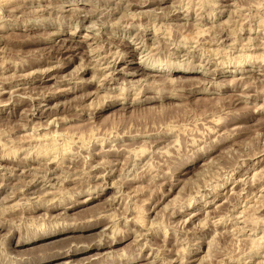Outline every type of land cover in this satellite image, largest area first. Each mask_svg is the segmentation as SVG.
<instances>
[{
  "label": "rangeland",
  "instance_id": "obj_1",
  "mask_svg": "<svg viewBox=\"0 0 264 264\" xmlns=\"http://www.w3.org/2000/svg\"><path fill=\"white\" fill-rule=\"evenodd\" d=\"M149 1L0 0V264H264V0Z\"/></svg>",
  "mask_w": 264,
  "mask_h": 264
},
{
  "label": "bare ground",
  "instance_id": "obj_2",
  "mask_svg": "<svg viewBox=\"0 0 264 264\" xmlns=\"http://www.w3.org/2000/svg\"><path fill=\"white\" fill-rule=\"evenodd\" d=\"M7 1H8V0H7ZM10 1H11V0H10ZM14 1H15V0H14ZM129 1H130V0H129ZM133 1H134V0H133ZM213 1H214V0H213ZM221 1H225V0H220V1L217 0V2H221ZM131 2H132V1H131ZM131 2H130V3H131ZM147 2H148V0H147ZM149 2H150V3H155V2L152 1V0L149 1ZM206 2H207V1H206ZM49 3H50V2H49ZM132 3H134V2H132ZM137 3H138V1H137ZM142 3H143V2H142ZM144 3L146 4V2H144ZM144 3H143V4H144ZM221 3H222V2H221ZM240 3H242V2H240ZM156 4H158V3H156ZM159 4H160V3H159ZM188 4H189V3H188ZM76 5H77L76 10L84 11V10L86 9L85 6H81V5H78V4H76ZM131 5H133V4H131ZM140 5H141V4H140ZM150 5H151V4H150ZM200 5H201V4H200ZM243 5H244V4H243ZM133 6H135V5H133ZM154 7H155V6H154ZM187 7H188V8L186 9V12H188V13H193V10H192V9H193V8H192L193 5H189V6H187ZM205 7H206V6H205V4L203 3L201 6L198 7V9H200V10L202 11V13H203V12L205 13V11H206V10H205ZM217 7H218V6H217ZM158 8H159V7H158ZM213 8H216V7H214V4L212 5V7H211L210 9H213ZM135 9H136V8H135ZM210 9H209V10H210ZM195 11H196V10H194V12H195ZM197 11H198V10H197ZM213 11H214V10H213ZM210 12H211V11H210ZM211 13H212V12H211ZM211 13H210V15H211ZM76 14H77V13H76ZM138 14H140V13H138ZM177 15H178L177 18H179V17H180V16H179V13H178ZM194 15H195V14H194ZM199 15H200L199 18L201 19L203 15H202V14H199ZM234 16H235V15H234ZM131 18H132V17H131ZM197 18H198V17H197ZM197 18H196V19H197ZM245 18H246V17H245ZM243 19H244V18H243ZM206 20H207V19H206ZM195 21H196V20H195ZM230 21H231V20H230ZM201 22H202V21H201ZM198 23H199V22H198ZM25 24H26V23H25ZM142 24H143V23H142ZM183 25H185V24H183ZM231 25H232V24H231ZM237 25H238V24H237ZM240 25H241V24H240ZM227 26H229V25H227ZM232 26H233V25H232ZM243 26H244V25H243ZM243 26H242V28H239L240 30H239V29H236V30H235V29L233 28L235 31L232 30V31H231V34H232L233 31H234V32H233V36H234V33H235V34H240L241 31H246L245 28L243 29ZM248 26H249V25H248ZM250 26H251V24H250ZM172 27H173V26H172ZM186 27H187V26H186ZM195 27H196V26H195ZM236 27H237V26H236ZM236 27H235V28H236ZM239 27H240V26H239ZM133 28H134V27H133ZM184 28H185V27L183 26L182 30H183ZM192 28H193V27H192ZM215 28H216V27H215ZM237 28H238V27H237ZM250 28H251V27H250ZM116 29H118V28H116ZM135 29H136V28H135ZM143 29H144V28H143ZM143 29H142V31L144 32ZM178 29H179V28H178ZM178 29H177V30H178ZM180 29H181V28H180ZM187 29H188V28H187ZM199 29H200V28H199ZM207 29H208V28H206V30H207ZM212 29H214V28H212ZM218 29H219V28H218V26H217V29H216V30H218ZM242 29H243V30H242ZM251 29H252V28H251ZM261 29H264V28L262 27ZM118 30H119V29H118ZM191 30H192V29H190V31H191ZM208 30H209V29H208ZM214 30H215V29H214ZM219 30H220V29H219ZM226 30H228V29L226 28ZM248 30L250 31V29H248ZM254 30H255V29H254ZM187 31H188V30H187ZM190 31H189V32H190ZM201 31H205V30H202V29H201ZM201 31H200L199 33H201ZM224 31H225V29H224ZM174 32H175V31H174ZM176 32H177V31H176ZM184 32L187 34L186 31H184ZM184 32H181V33H184ZM191 32H192V31H191ZM206 32H207V31H206ZM212 32H213V31H212ZM222 32H223V30L221 31V35L225 33V32H223V33H222ZM237 32H238V33H237ZM259 32L261 33V30H260ZM154 33H155V32H154ZM171 33H172V32H171ZM178 33L181 34L180 32H178ZM192 33H193V32H192ZM194 33H196V32H194ZM202 33H203V32H202ZM218 33H220V32L218 31ZM226 33H227V31H226ZM142 34H143V33H142ZM168 34H169V33H168ZM173 34H175V33H173ZM179 34H177V35H179ZM208 34L210 35L209 32H208ZM229 34H230V33H229ZM231 34H230V35H231ZM137 35H138V34H137ZM177 35H176V36H177ZM187 35H189V34H187ZM197 35H198V34H197ZM205 35H206V34H205ZM205 35H201L202 38H203ZM221 35H220V34H217V35H216V34L214 33V35L212 36V34H211L212 37H211V38L209 37L208 39H210V40L212 41V42H210V43H212L213 45L216 46V43H217V41H218V38H217V37H220ZM240 35H241V34H240ZM138 36H139V35H138ZM153 36H154V35H153ZM172 36H173V35H172ZM185 36H186V35H185ZM190 36H191V35H190ZM194 36H195V34H194ZM194 36H193V37H194ZM198 36L201 38L200 35H198ZM233 36H232V37H233ZM99 37H100V36H99ZM109 37H111V36H109ZM139 37H140V36H139ZM142 37H143V36H142ZM155 37H157V36H155ZM174 37H175V36H174ZM181 37H182V36H181ZM183 37H184V34H183ZM193 37H184L183 39L181 38L182 40L180 39V42H183L184 44H185V43L187 44L188 42H190V41L192 40L191 42H193V44H196L197 41H198L200 38L198 37V40H196V37H194V38H193ZM207 37H208V36H207ZM221 37H222V36H221ZM236 37H238V36H236ZM107 38H108V37H107ZM107 38H106V39H107ZM136 38H137V37H136ZM158 38H160V37H158ZM169 38H171V37H169ZM179 38H180V35H179ZM179 38H178V39H179ZM226 38H228V36H227ZM67 39H68V38H67ZM101 39H104V38H101ZM110 39H111V38H110ZM112 39H113V38H112ZM172 39H173V38H172ZM172 39H171V41H172ZM203 39H204V38H203ZM206 39H207V38H206ZM206 39H205V40H206ZM75 40H76V39H75ZM115 40H116V39H115ZM115 40H114V41H115ZM118 40H119V39H118ZM120 40H121V39H120ZM200 40H201V39H200ZM205 40H204V41H205ZM67 41H68V40H67ZM110 41H111V40H110ZM110 41H109V42H110ZM178 41H179V40H178ZM206 41H209V40H206ZM206 41H205V42H206ZM112 42H113V41H112ZM119 42H120V41H119ZM159 42H160V41H159ZM159 42H157V43L159 44ZM164 42H165V41H163V43H164ZM172 42H173V41H172ZM191 42H190V43H191ZM199 42H200V41H199ZM202 42H203V40H202ZM263 42H264V41H263ZM68 43H69V42H68ZM124 43H125V42H124ZM166 43H167V42H166ZM208 43H209V42H207V43H202V44H208ZM210 43H209V44H210ZM255 43H256V42H255ZM113 44H114V43H113ZM160 44H161V42H160ZM160 44H159V45H160ZM212 44H211V46H212ZM247 44H248V43H247ZM119 45H120V43H119ZM122 45H123V44H122ZM124 45H126V44H124ZM144 45H146V43H145ZM161 45H162V44H161ZM197 45L199 46V44H197ZM200 45H201V44H200ZM222 45H223V44H222ZM257 45H258V44H257ZM257 45H256V46H257ZM117 46H118V44H117ZM126 46L130 49V44H127ZM146 46H147V45H146ZM201 46H202V45H201ZM217 46H218V45H217ZM219 46H220V45H219ZM223 46H224V45H223ZM245 46H246V45H245ZM252 46H254L253 43H252ZM77 47H78V45H77ZM163 47H164V46H163ZM189 47H190V46H189ZM196 47H197V46H196ZM207 47H210V46H207ZM221 47H222V46H221ZM248 47H249V46H247V48H248ZM250 47H251V46H250ZM262 47H263V46H262ZM67 48H68V47H67ZM74 48H75V47H74ZM121 48H123V47H121ZM157 48H158V47H157ZM203 48H205V46H204ZM217 48H219V47H217ZM217 48H216V49H217ZM256 48H257V47L254 46V49H256ZM259 48H260V47H259ZM152 49H153V48H152ZM159 49H161V48L159 47ZM167 49H168V47H167ZM210 49H211V48H210ZM216 49H215V50H216ZM127 50H128V49H127ZM127 50H125V51H127ZM181 50H183V49H181ZM187 50H188V49H187ZM187 50H186V51H187ZM204 50H205V51L207 50L206 53H208V52L211 51V50H208V49H206V48L203 49V52H204ZM217 50H218V49H217ZM250 50H251V49H250ZM155 51H156V50H155ZM157 51H158V50H157ZM165 51H167V50H165ZM170 51H171V50H170ZM184 51H185V50H184ZM213 51H214V50H213ZM213 51L210 53V55H208V56H206V57L204 58V61L207 60V65H208V64H212V65L215 64V63H214V64H213V63H210V59H211V57L213 56L212 53H214V54L216 53V52H213ZM237 51H238V50H237ZM247 51H248V50H246V49L244 50V52H247ZM60 52H61V51H60ZM135 52H136V50H134V49L129 50V52H128V53H129V57H133V56L135 55ZM163 53H164V52H163ZM171 53H172V52H171ZM185 53H186V52H185ZM253 53H254V52H253ZM253 53H252V54H253ZM153 54H154V53H153ZM155 54H156V53H155ZM166 54H167V53H166ZM172 54H173V53H172ZM202 54H203V53H202ZM219 54H221V53H217V54H215V55L218 56ZM224 54H225V53H224ZM119 55H120V54H119ZM187 55L191 56L190 53H189V54L187 53ZM204 55H205V54H204ZM250 55H251V54H250ZM250 55H249V56H250ZM111 56H112V55H111ZM111 56H110V57H111ZM113 56H114V55H113ZM122 56H123V55H122ZM223 56H224V55H223ZM229 56H230V55H229ZM192 57H194V56H192ZM225 57H226V55H225ZM245 57H246V56H245ZM101 58H102V57H101ZM103 58H104V57H103ZM111 58H112V57H111ZM116 58H117V57H116ZM122 58H123V57H122ZM190 58H191V57H190ZM212 58H213V57H212ZM222 58H223V57H222ZM257 58H258L257 56H254V57L250 56V57H249V61H248V63L251 64V66H252L255 70H256V69H257V70L260 69V71H263V72H264V59H261V58H260V60L258 61ZM262 58H263V57H262ZM109 59H110V58H109ZM193 59H194V58H193ZM244 59H245V58L243 57L242 59H240V61L236 60V61H234V62H237V61H238V62H241L242 60L244 61ZM100 60H101V59H100ZM222 60H223V59H222ZM233 60H234V59H233ZM202 61H203V60H202ZM106 62H107V61H106ZM168 62H169V61H168ZM187 62H188V61H187ZM205 62H206V61H205ZM212 62H213V61H212ZM215 62H216V61H215ZM222 62H223V61H222ZM222 62H221V63H222ZM228 62H229V61H228ZM98 64H99V63H98ZM109 64H110V63H109ZM114 64H115V63H114ZM114 64H113V65H114ZM222 64H223V63H222ZM224 64H225V63H224ZM63 65H65V64H63ZM67 65H68V64H67ZM215 65L217 66V64H215ZM65 66H66V65H65ZM98 66H99V65H98ZM187 66H190V64H187ZM60 67H61V66H60ZM114 67H115V66H114ZM203 67H204V66H203ZM207 67H208V66H207ZM115 68H116V67H115ZM127 68H128V67H127ZM124 69H126V68H124ZM210 69H211V68H210ZM219 69H220V68H219ZM108 70H109V69H108ZM113 70H114V69H112V71H113ZM115 70H117V69H115ZM131 70H132V69H131ZM141 70H142V69L139 68V66H138V67H135V68L133 69V72H132L131 74H129V75H130V76L136 75V74H138L139 71L141 72ZM212 70H213V69H212ZM212 70H210V72H209L208 70H206V71L204 72V75H205V76H206V75H209V74H210V75H215V73H211ZM222 70H223V69H222ZM222 70H221V71H222ZM98 71H99V70H98ZM101 71H102V70H101ZM126 71H127V70H126ZM126 71H125V72H126ZM207 71H208L209 73H208ZM214 71L216 72V70H214ZM217 71H218V70H217ZM128 72H130V71H128ZM128 72H127V73H128ZM182 72H189V73H190L191 70H186V69H184ZM222 72H223V71H222ZM164 73H165V70L162 71V74H163V75H157V77H162V76H164ZM166 73H168V71H167ZM191 73H192V72H191ZM220 73H221V72H220ZM260 73H261V72H260ZM260 73H259V74H260ZM217 74H218V73H217ZM217 74H216V75H217ZM250 74H251V73H250ZM254 74H255V73H254ZM105 76H106V74H105ZM108 76H109V75H107L106 77H108ZM110 76H111V74H110ZM142 76H143V74H142ZM145 76H147V78H148V76L151 77V76H153V75H150V74H147V73H146ZM155 76H156V75H155ZM248 76H249V75H248ZM143 77H144V76H143ZM153 77H154V76H153ZM185 77H186V76H185ZM201 77H202V76H201ZM250 77H252V75H251ZM103 78H104V77H103ZM103 78H101V79H103ZM180 78H181V77H180ZM182 78H183V76H182ZM191 78H192V77H191ZM194 78H195V77H194ZM197 78H198V77H196V79H197ZM252 78H253V77H252ZM123 79H124V78H123ZM160 79H161V78H160ZM104 80H105V78H104ZM106 80H107V79H106ZM113 80H114V79H113ZM158 80H159V79H158ZM182 80H183V79H181V81H182ZM101 81L103 82V80H101ZM109 81H110V80H108V82H109ZM181 81H179V83H180ZM202 81H203V80H202ZM205 81H208V80L206 79ZM234 81H235V80H234ZM159 82H160V81H159ZM159 82H158V83H159ZM182 82L185 83V80L182 81ZM224 82H225V80H224ZM235 82H236V81H235ZM235 82H234V83H235ZM103 83H104V82H103ZM162 83H163V82H162ZM164 83H165V86H167V85H166V81H165ZM188 83H189V81H188ZM200 83H201V84H202V83L204 84V81H203V82H200ZM226 83H227V82H226ZM228 83H229V82H228ZM234 83H233V85H234ZM236 83H237V82H236ZM155 84H156V83H155ZM186 84H187V81H186ZM198 84H199V83H198ZM223 84H224V83H223ZM230 84H231V83H230ZM103 85H104V84H103ZM150 85H151V84H150ZM171 85H172V84H170V86H171ZM173 85H174V84H173ZM184 85H185V84H184ZM184 85H183V86H184ZM190 85H191V84H190ZM190 85H189V86H190ZM225 85H226V84H225ZM144 86H145V85H144ZM153 86H154V84H153ZM162 86H164V85H162ZM162 86H161V88H163ZM177 86H178V85H177ZM187 86H188V85H186V88H187ZM199 86H200V85H199ZM231 86H232V85H231ZM235 86H236V84H235ZM239 86H240V84H239ZM239 86H238V87H239ZM147 87H148V86H147ZM147 87H146V88H147ZM151 87H152V86H151ZM151 87H150V88H151ZM167 87H168V86H167ZM174 87H175V85H174ZM179 87H180V86H179ZM181 87H182V85H181ZM192 87H193V85H192ZM192 87H191V88H192ZM211 87H212V86H211ZM216 87H217V86H216ZM219 87H221V86H219ZM223 87H224V86H223ZM228 87H229V86H228ZM232 87H234V86H232ZM249 87H250V86H249ZM153 88H154V87H153ZM161 88H160V89H161ZM164 88H165V87H164ZM172 88H173V87H172ZM188 88H189V87H188ZM194 88H195V86H194ZM221 88H222V87H221ZM229 88H230V87H229ZM234 88H235V87H234ZM236 88H237V87H236ZM246 88H248V85H246ZM251 88H252V87H251ZM144 89H145V88H144ZM144 89H143V90H144ZM148 89H149V88H148ZM166 89H167V88H166ZM177 89L179 90V88H177ZM189 89H190V88H189ZM218 89H219V88H218ZM248 89H249V88H248ZM157 90H158V89H157ZM168 90H169V88H168ZM168 90L166 91V90L163 89V90L160 91V93H159V90H158L157 93H156V95L158 94L157 96H154V97H152V96H151V97H148V96H147L148 98H146V99H144L145 97L143 96V97H144L143 99H144V101H145V103H146V101L148 102V101H151V100H154V99H157V100H164V99H166V98H168V97H169V98H179V97H181L180 99L183 98L182 96H183L184 94H182V96H180L181 94L179 95V93H178L177 95H176V94H173V93L171 94V93H168ZM170 90H171V89H170ZM178 90H177V91H178ZM181 90H182V88H181ZM181 90H180V91H181ZM192 90H193V89H192ZM194 90H196V89H194ZM222 90H223V89H222ZM242 90H245V89H242ZM246 90H247V89H246ZM147 91H148V90H147ZM147 91H146V92H147ZM150 91H151V90H150ZM152 91H153V90H152ZM155 91H156V90H155ZM172 91H173V90H172ZM172 91H169V92H172ZM127 92H128V90H126V93H127ZM144 92H145V90H144ZM153 92H154V91H153ZM193 92H194V91H193ZM247 92H248V90H247ZM123 93H124V92H123ZM123 93H122V94H123ZM187 93H188V91H187ZM127 94H128V93H127ZM127 94H126V96H127ZM138 95H139V94H138ZM141 95H144V94L142 93ZM178 95H179V96H178ZM186 95H187V94H186ZM188 95H189V94H188ZM108 96H109V95H108ZM108 96H107V97H108ZM122 96H123V95H122ZM192 96H193V95H192ZM233 96H234V95H233ZM107 97H106V99H107ZM110 97H112V96H110ZM110 97H108V98H110ZM114 97H115V96H114ZM114 97H113V98H114ZM189 97H190V96H189ZM193 97H194V96H193ZM210 97H211V96H210ZM116 98H117V97H116ZM124 98H125V97H124ZM138 98H139V97H138ZM199 98H200V97H199ZM199 98H198V99H199ZM204 98H205V97H204ZM218 98H219V97H218ZM104 99H105V98H104ZM106 99H105V100H106ZM110 99H111V98H110ZM110 99H108L107 102H108ZM143 99H141V100L143 101ZM183 99H184V98H183ZM200 99H202V97H201ZM208 99H209V97H208ZM208 99H207V100H208ZM215 99H216V98H215ZM111 100H112V99H111ZM113 100H114V99H113ZM115 100H116V99H115ZM124 100H125V99H124ZM133 100H134V99H133ZM135 100L139 101L138 99H135ZM187 100H188V99H187ZM205 100H206V98H205ZM207 100H206V101H207ZM210 100H212V98H210ZM210 100H209V101H210ZM218 100H219V99H218ZM223 100H224V98H223ZM117 101H118V100H117ZM144 101H143V102H144ZM196 101H197V99L195 100V102H196ZM199 101H200V100H199ZM199 101H198V102H199ZM212 101H213V100H212ZM212 101H210V103L207 101L208 104H207L205 101H202V102H201L202 104L205 103L206 106L209 105V108H208V106H207L206 109H203L204 111H206V110L209 111V110L212 108V106H210V104H213V103H211ZM220 101H222V99H221ZM105 102H106V101H105ZM135 102H136V101H135ZM214 102L218 103L217 99H216ZM222 102H223V101H222ZM225 102H226V101H225ZM225 102H223V104H226ZM151 103H152V102H151ZM187 103H188V102H187ZM192 103H193V102H192ZM220 103H221V102H220ZM101 104H102V102H101ZM128 104H129V103H128ZM135 104H136V103H135ZM185 104H186V103H185ZM197 104H198V103H197ZM218 104H219V103H218ZM218 104H217V105H218ZM223 104H220V107H221ZM193 105H194V104H193ZM217 105H215V104L213 105V106L215 107V109H217V108H216ZM99 106H100V105H99ZM99 106H98V107H99ZM103 106H104V105H103ZM127 106H128V105H127ZM127 106H125V107H127ZM170 106H171V105H170ZM170 106H168V107H170ZM186 106H187V104H186ZM204 106H205V105H204ZM223 106H225V105H223ZM101 107H102V106H101ZM184 107H185V106H184ZM184 107H183V108H184ZM191 108H192V107H191ZM204 108H205V107H204ZM207 108H208V109H207ZM225 108H226V107H225ZM225 108H224V109H225ZM99 109H101V108L99 107ZM120 109H123V106H122V108H120ZM169 109H171V108H168V110H169ZM184 109L187 110L186 108H184ZM194 109L196 110V108H194ZM215 109L212 110V111H215ZM219 109H220V108H219ZM188 110H189V109H188ZM197 110H198V109H197ZM203 110H202V112H204ZM220 110H221V109H220ZM225 110H226V109H225ZM192 111H193V113H195L194 110H192ZM192 111H191V112L188 111V113H189V112L192 113ZM199 111H200V109H199ZM212 111H211V112H212ZM218 111H219V110H218ZM218 111H217V112H218ZM209 112H210V111H209ZM186 113H187V112H186ZM190 113H189V114H190ZM213 113H214V112H213ZM189 114H188V115H189ZM196 114H197V113H195V114H190V115H196ZM200 114H201V113L197 114V115H198L197 117H199ZM205 114H206V113H205ZM205 114H204V118H205ZM227 114H228V113H227ZM159 115H160V114H159ZM207 115H208V114H207ZM211 115H212V114H211ZM160 116H161V115H160ZM182 116H185V115H182ZM186 116H187V115H186ZM208 116H209V115H208ZM208 116L206 117L207 120H208ZM212 116H213V115H212ZM212 116H211V117H212ZM214 116H215V115H214ZM214 116H213V117H214ZM251 116H252V115H251ZM190 117H192V116H190ZM197 117H196V118H197ZM201 117H202V116H201ZM215 117H216V116H215ZM219 117H220V116H219ZM246 117H247V116H246ZM158 118H160V117H158ZM163 118H165V117L163 116ZM170 118H171V117H170ZM174 118H176V117L174 116ZM177 118H179V117H177ZM180 118H181V117H180ZM180 118H179V121H180ZM194 118H195V117H194ZM196 118L193 119V120H194V121L197 120ZM217 118H218V117H217ZM228 118H229V117H228ZM228 118H227V119H228ZM155 119H156V118H155ZM171 119H172V118H171ZM181 119H183V122H184V117L181 118ZM185 119H186V118H185ZM188 119H189V117H188ZM191 119H192V118H191ZM202 119H203V118H202ZM202 119H201V120H202ZM209 119H210V118H209ZM215 119H216V118H215ZM218 119H219V118H218ZM218 119H217V122H219V121L221 122V121H222V120H221L222 118H221L220 120H218ZM227 119H223V120H224V121L226 120V123H227ZM235 119H236V118H235ZM240 119H241V118H240ZM246 119H248V118H246ZM157 120H158V119H157ZM189 120H190V119H189ZM230 120H231V119H230ZM230 120H229V123H231ZM237 120H238V119H237ZM154 121H155V120H154ZM174 121L177 122V119H174ZM194 121H193V122H194ZM203 121H204V120H203ZM203 121H201V122H203ZM215 121H216V120H215ZM215 121H213V122L215 123ZM231 121H232V120H231ZM235 121H236V120H235ZM160 122H161V120H160ZM164 122H165V121H164ZM164 122H163V123H164ZM171 122H172V120H171ZM190 122H191V120H190ZM195 122H196V121H195ZM204 122H205V121H204ZM207 122L210 123L211 120H209V121H207ZM236 122H237V121H236ZM222 123H223V121H222ZM226 123H225V127H226V125H227ZM233 123H235V122H233ZM161 124H162V123H161ZM217 124H218V123H217ZM217 124L215 123V125H217ZM201 125H202V124H201ZM215 125H213V126L215 127ZM219 125H220V123H219ZM229 125H230V124H229ZM210 126H211V125H210ZM213 126H212V127H213ZM217 126H218V125H217ZM221 126H224V124L221 125ZM218 128H219V127H218ZM234 129H235V128H234ZM236 129H237V127H236ZM231 130L233 131V129H231ZM215 131H216L215 133H217V130H215ZM209 132H210V131H209ZM240 132H241V131H240ZM238 133H239V132H238ZM170 134H171V133H170ZM170 134H169V135H170ZM212 134H213V133H212V131H211V135H212ZM230 134H232V132H231ZM161 135H162V134H161ZM208 135H209V134H208ZM213 135H215V134H213ZM232 135H233V134H232ZM232 135H231V136H232ZM237 135H238V134H237ZM163 136H164V134H163ZM167 136H168V135H167ZM209 136H210V135H209ZM209 136H208V137H209ZM231 136H229V137L232 138ZM239 136H240V134H239ZM233 137H234V136H233ZM235 137H236V136H235ZM222 138H223V137H222ZM225 138H226V137H225ZM225 138H224V139H225ZM205 139H206V137H205ZM207 139H208V138H207ZM227 139H228V138H227ZM227 139H226V140H227ZM208 140H210V139H208ZM219 140H220V139H219ZM234 140H236V138H235ZM157 141H158V140H157ZM201 141H203V140H201ZM222 141H223V140H222ZM229 141H230V140H229ZM159 142H162V140H161V141H158V144H159ZM210 142H211V141H210ZM217 142H218V141H217ZM234 142H235V141H234ZM234 142H232V143H230V144L233 145ZM156 143H157V142H156ZM202 143H203V142H202ZM225 143H226V142H225ZM228 143H229V142H228ZM50 144H51V142H50ZM221 144H223V143L221 142ZM239 144H240V143H239ZM105 145H107V144L105 143ZM210 145H211V143H210ZM212 145H213V144H212ZM212 145H211V146H212ZM219 145H220V144H219ZM234 145H237V144H234ZM234 145H233V146H234ZM208 146H209V145H208ZM216 146H217V143H216ZM230 146H231V145H230ZM214 147H215V146H214ZM235 147H236V146H235ZM205 148H206V147H205ZM212 148H213V147H212ZM227 148H229V147L227 146ZM196 149H197V148H196ZM208 149H209V148H208ZM215 149H216V148H215ZM233 149H234V148H233ZM236 149L238 150V145H237V148H236ZM240 149H241V148H240ZM257 149H258V148H257ZM45 150H46V149H45ZM202 150H203V149H202ZM209 150H210V149H209ZM224 150H225V149H224ZM237 150H236V151H237ZM52 151H53V150H52ZM198 151H199V150H198ZM220 151H221V149H220ZM220 151H219V152H220ZM222 151H223V150H222ZM236 151H235V152H236ZM257 151H258V150H257ZM262 151H263V150H262ZM56 152H57V151H56ZM219 152H218V153H219ZM223 152H224V151H223ZM223 152H221V153H223ZM235 152H234V153H235ZM255 152H256V151H255ZM258 152H259V151H258ZM54 153H55V152H54ZM213 153H214V152H213ZM215 153H216V152H215ZM221 153H220L219 156H217V157L214 156V157H215V158H219V157L222 155ZM231 153H232V152H231ZM247 153H248V152H247ZM259 153H260V152H259ZM50 154H51V153H50ZM57 154H58V153H57ZM196 154H197V152H196ZM206 154H207V153H206ZM235 154H236V153H235ZM249 154H252V153H249ZM249 154L247 155L248 157H246V155H245V156H244L245 158H241V156L243 155V153H242L241 156H240L241 159L238 158V159H239L238 161H240V160H242L243 162H244L245 160H248V161H249L251 158H254L253 156H257V155H254V153H253V154L250 155V157H249ZM255 154H257V153H255ZM225 155H226V152H225ZM229 155H230V154H229ZM229 155H228V156H229ZM193 156H194V155H193ZM236 156H237V155H236ZM5 157H6V156H5ZM46 157H47V156H46ZM200 157H201V156H197V157H196V160H198ZM209 157H210V156H209ZM211 157L213 158V156H211ZM223 157H224V155H223ZM232 157H233V156H232ZM232 157H231V158H232ZM234 157H235V155H234ZM242 157H243V156H242ZM203 158H204V157H203ZM212 158H210V160H212ZM228 158L230 159V156H229ZM255 158H256V157H255ZM47 159H49V158H47ZM219 159H221V157H220ZM229 159L226 158V160H227L228 162L230 161ZM234 159L237 160L236 158H234ZM6 160H7V159H6ZM191 160H192V159H191ZM193 160H195V159L193 158ZM205 160H206V159H205ZM216 160L218 161V159H216ZM221 160H223V159H221ZM232 160H233V159H232ZM4 161H5V160H4ZM224 161H225V160H224ZM233 161H234V160H233ZM242 161H240V162H242ZM231 162H232V161H231ZM236 162H237V161H236ZM233 163H234V162H233ZM54 208H55V207H54ZM51 209H52V208H51ZM34 210H35V209H34ZM94 224H95V223H94ZM96 224H97V223H96ZM1 225H2V224H1ZM75 225H76V224H75ZM78 225H79V224H78ZM88 226H91V223H90V225H88ZM94 227H95V226H94ZM3 228H4V227H3ZM64 228H65V227H64ZM67 228H69V227H67ZM79 228H81V227H79ZM79 228H77V229H79ZM1 229H2V228H1ZM69 229H71V227H70ZM72 229H73V228H72ZM14 231H15V230H14ZM61 231H62V230H59V231H57V232H52V231H50V232H48V233H44V234H39V233H38V234H34V233H33V234L29 235V238L27 237L24 241H21L19 244H21V245H22V244H29V243L31 244V243L36 242V241H38V240H42V239L49 238V237H51V236H53V235H55V234H58V233L61 232ZM31 232H32V231H31ZM71 233H72V232H71ZM29 234H30V233H29ZM25 235H26V233H25ZM111 238H112V237H111ZM90 241H91V240H90ZM104 241H105V240H104ZM97 242H98V243H96V244H93V243H92V244H89L88 246H84L85 249L83 250V252H84V253H85V252H90L91 250H94V249H95V250H100V249H102V247H104V246L109 247V245H108L109 243H108V244L105 243V242L102 243V242H100V241H98V240H97ZM72 244H73V243H72ZM80 244H82V243H80ZM110 245H111V244H110ZM70 246H71V245H70ZM70 246H69V247H70ZM74 246H75V244H74ZM82 246H83V245H82ZM72 248H73V247H72ZM77 248H78V247H77ZM92 248H93V249H92ZM68 250H71V249L68 248ZM64 251H65V250H61L60 247H59V250L55 251V253H53L52 255H49V254H48L47 256H42V257L40 258V260H42V261H41L42 263H46V262H49V261H53V260H55V259H57V258H60L62 255H64V253H66V251H65V252H64ZM108 252H109V251H108ZM96 253H97V252H96ZM66 254H67V253H66ZM68 254H69V253H68ZM98 254H100V253H98ZM92 255H93V254H92ZM10 259H11V258H10ZM89 259H90V258H89ZM91 259H92V258H91ZM82 261H83V260H82ZM15 264H16V263H15ZM79 264H80V263H79Z\"/></svg>",
  "mask_w": 264,
  "mask_h": 264
}]
</instances>
